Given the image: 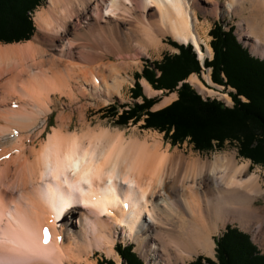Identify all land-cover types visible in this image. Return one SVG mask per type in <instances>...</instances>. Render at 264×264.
<instances>
[{"label":"bare ground","instance_id":"obj_1","mask_svg":"<svg viewBox=\"0 0 264 264\" xmlns=\"http://www.w3.org/2000/svg\"><path fill=\"white\" fill-rule=\"evenodd\" d=\"M207 1L217 17L218 1ZM199 3L46 0L34 16L41 37L0 45V113L7 108L0 114V264H96V252L116 257L118 233L136 242L147 264H190L193 257H213V237L232 222L264 245V203L256 205L264 199V181L259 171H249V161L170 153L157 134L127 138L120 130L91 129L84 120L80 132H70L71 113L60 112L42 138L58 101L53 96L69 104L87 93L121 96L117 69L123 65L103 64L105 53L125 57L137 49L152 57L169 35L191 44L202 59L207 19L199 22L193 9ZM226 7L240 18L241 36L264 57V0H228ZM187 82L212 94L194 76ZM77 200L82 205H74ZM52 207L65 211L56 224Z\"/></svg>","mask_w":264,"mask_h":264},{"label":"trees","instance_id":"obj_2","mask_svg":"<svg viewBox=\"0 0 264 264\" xmlns=\"http://www.w3.org/2000/svg\"><path fill=\"white\" fill-rule=\"evenodd\" d=\"M44 1L0 0V43L29 41L35 31L32 13ZM233 31V27L225 31L219 24L210 30L213 57L203 62L204 68L212 70V83L234 90L227 92L232 107L215 99L204 100L184 83L193 74L199 77L202 69L196 59L198 56L191 45L183 46L169 40L168 44L178 53L165 54L161 61L135 73L137 81L130 95L134 100L141 97L142 102L122 107L121 113L110 106L108 110L115 111L111 116L116 118L115 123L126 126L128 122L137 124L143 119V128L163 133L172 146L188 142L199 152L219 148L224 142L235 143L240 157L264 168V61L252 58L239 45ZM139 79H144L155 91L176 92L177 100L151 112L156 100L142 95ZM215 245L217 262L199 258L196 264L205 261L206 264H264V254L259 253L246 233L236 228L227 226ZM117 253L122 264H144L130 246L119 247ZM101 264L115 262L107 260Z\"/></svg>","mask_w":264,"mask_h":264},{"label":"rangeland","instance_id":"obj_3","mask_svg":"<svg viewBox=\"0 0 264 264\" xmlns=\"http://www.w3.org/2000/svg\"><path fill=\"white\" fill-rule=\"evenodd\" d=\"M217 1H218V14H219V15H217V17L210 15L209 12L213 8V6H212L213 3H210L207 0H200L199 6L193 7V9L197 12L199 22H201L203 24L205 19H207V22L205 24H203V26L206 27V29H204L205 31L203 30L204 32H206V34L204 36L202 35V38H201L200 43H199L200 49L203 52V56H202V59H200L198 57L196 58L199 61V64H200V67L202 70H200L201 73H200L199 77L197 75H194V74L191 76L196 77L197 81L203 87H205V85H207L209 87V89L206 87L205 88L210 90L212 94H210V95L204 94L203 92L199 91V89L195 85H192L191 83L187 82V80L184 83L189 84L191 86V88L193 90H195L200 96H202V98L204 100L205 99H210V100L215 99L217 101L222 102L226 107L230 108V107H232L233 102L229 98V96L227 95V92H234V90L230 87L226 88V87L218 86V85H215L214 83H212L211 79H210L211 71H212L211 68H204L203 67V62L205 60L210 61V60H212V57H213V51H212V55L209 56L207 53V47H206L207 44H208L207 46L210 47L209 43L212 40L211 36L209 35L210 30L213 29V27L216 24L221 25L225 31H227L231 27H233V30H234L233 34H234L237 42L239 43V45L242 46V48L247 50L248 54L252 58L254 57V58H257L261 61H264V57H261V56L254 53L253 48H252V46H253L252 43L254 41L252 42L250 39L246 40V37L241 36V34L244 33V32H242V31H244V27L240 23V18L238 16L234 15L233 13L228 14L226 12L227 11L226 6L228 3V0H217ZM46 7H47V4H46V1H44L41 6H39L37 9H35V11L32 13V23H34V16H35L36 12L41 10V9H45ZM35 24L36 23L33 24V26L35 28L34 34L29 39V41L33 40L34 37H36V36L41 37V33L38 32ZM199 26H201V25L199 24ZM244 34H246V33H244ZM169 40L172 42H175L179 45H183V46L186 45V43H185V45L183 43H179V42L175 41L174 39H172L171 36L167 35L162 39L161 49L159 50V52H156L155 54H153L152 57H146L145 55L140 54V51L137 49L133 50L134 51L133 53H135V54L132 53L130 55L129 54L124 55L126 58L123 57L122 55L121 56H119V55L114 56V55L105 53L106 54L105 60H103V61L100 60V62H102L103 64L108 62V63H112L114 65H121V64L123 65V66H118L119 68L117 69L118 74L121 76V78H123L122 81L124 82L122 89H121V96L120 97H116V96L106 97L101 92L100 93L96 92L95 93L96 95L91 94V93L90 94L87 93V94H83L84 97L79 96V98H77V100L74 101L72 104H69V101H67V98H61V97L59 98L58 95L53 96V99L58 100V101H56L55 109H53L52 114H50L49 117L47 116L48 117V124H47V128H46V132H44V135L42 138L46 139L47 132L50 131L51 127L56 126V121L58 119L57 116L60 112L64 113V114L71 113L72 115H71V119L69 122V124H70L69 125V129H70L69 131L70 132H80L81 129H83L82 125L84 124L86 126H91L90 127L91 129H95L97 127V129L104 128V129H109V130H113V131L114 130H120L122 133L126 134L125 136L127 138L130 137V135H132L134 132L140 138L141 137L144 138L147 133H149V134L151 133V134H155V135L157 134V137L161 138V143L163 145V148L165 149L167 146L170 150V153H172L175 150H177V151L182 150V152H184V154L186 156L195 155V156L201 157L203 160H209V161H213V159L216 156H221V154H222V156L223 155L225 156L227 154L228 155L234 154L235 160L239 165L243 161H249V163H250L249 171L250 172L259 171L261 173V178L263 179L262 181H264V168H262V166H259V165H252L250 160L240 157L237 153L235 143L224 142L222 144V146H220L219 148L218 147L213 148L211 151H208V152H199V151H196L192 145L188 144V142H184L183 144H178V145L172 146L169 142V139H166L164 137L163 133H159L158 131L155 132V130H152V129L143 128V126H142V124H143L142 120L143 119H141V122H138L137 124H133L132 122H128V124L126 126L117 125L115 123L116 118L111 117L115 111H113L112 109L108 110V108L110 106H114L115 109L117 108V111H119V113H121L122 107H124V106L130 107L134 103H141L142 102L141 97L138 98L137 100H134L130 95L131 89L134 87V84L137 81L135 78V73H141L143 68H145L146 66H150V64H152L153 62L161 61L163 55H165V54L173 55V54L178 53V50H176L175 48H173L172 46H170L168 44ZM23 42H25V41H23ZM23 42H18V43H23ZM18 43H11V44H18ZM0 45H7V44L0 43ZM133 55H135V56H133ZM130 57H131V59H130ZM133 59H135V60H133ZM97 72H98V69H97ZM156 74H157V76H159L158 71ZM207 75H209V79H207ZM111 82H112V80H111ZM111 82L108 81V83H111ZM138 82H139V85L141 87L142 95L144 97H146L147 99L154 98L156 100V103H154L150 109L151 112L159 110V109L154 110V106H157L159 103H161L165 97H169L172 94H174L175 98L172 102L177 100V93L176 92L170 93L166 90L155 91L151 88L150 85L147 84V82H145L144 79H139ZM144 82L146 83L148 88L145 86ZM204 83H205V85H204ZM77 87H79V86L76 85V88ZM80 87L84 88V89L89 88L88 84L86 85L83 83L81 84ZM223 97H228L227 99H229V101H226ZM241 99L243 101H245V99L243 97ZM80 101H82V104ZM7 104H9V103H7ZM170 104H168L167 106H169ZM167 106H165V107H167ZM1 107H2V105L0 106V108ZM165 107H162V108H165ZM162 108H160V109H162ZM6 112H7V108L5 109L4 112H2L0 114L6 115ZM81 114L84 115L82 120H81V117L79 116ZM44 118L41 119V123L44 121ZM83 120H84V123H83ZM263 203H264V199H260L258 202H256V205H260ZM67 220L71 221V219H67ZM227 226L232 227V228H236L239 231L246 233L249 236L250 242L256 247V249L259 251V253L264 254V245L260 242H255L251 232L242 229L238 223H233V222L228 223L223 230L218 232L213 237L214 245H215V241L218 239V236L220 237V235L222 234V232L225 231ZM116 236H117V238H115V246H114L115 247L114 250L116 252L115 253L116 257H110L109 258L103 252H96L95 253L96 255L92 256L91 260L92 261L97 260L96 264H101L102 261L105 262L107 260H112L115 262V264H122L123 261L120 258V256L118 255L117 249L119 247H128L129 243H127L126 239H125V241L121 240L123 236H119V233L116 234ZM131 242L134 243L132 245L133 252L135 254H137V257H139V259H141L144 264H147V262H145L144 258L136 250V247H137L136 242H134L132 240H131ZM216 246L217 245L214 246V256L213 257H210V256L204 257V255H200L198 257H193L190 260V264H196L199 258H204L205 260L217 262L216 251H215ZM204 261H202V262H204ZM204 264H206V261L204 262Z\"/></svg>","mask_w":264,"mask_h":264},{"label":"snow or ice","instance_id":"obj_4","mask_svg":"<svg viewBox=\"0 0 264 264\" xmlns=\"http://www.w3.org/2000/svg\"><path fill=\"white\" fill-rule=\"evenodd\" d=\"M43 232H44V243L47 244L49 238L48 230L44 229Z\"/></svg>","mask_w":264,"mask_h":264}]
</instances>
